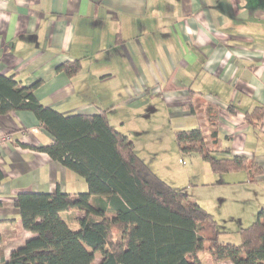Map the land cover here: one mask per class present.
I'll list each match as a JSON object with an SVG mask.
<instances>
[{"label": "crops", "instance_id": "1", "mask_svg": "<svg viewBox=\"0 0 264 264\" xmlns=\"http://www.w3.org/2000/svg\"><path fill=\"white\" fill-rule=\"evenodd\" d=\"M78 60L76 75L60 69ZM0 75L36 84L38 102L64 115L105 111L132 142L123 131L128 113L131 126L164 112L188 130L205 126V106L215 105L226 156H246L262 169L253 181L244 170L224 172L230 198H264V0H0ZM257 106L260 121H247ZM7 135L0 144V261L34 236L22 227L18 194L87 190L42 150L52 140L33 113L0 114V137ZM134 149L156 169L147 161L152 149Z\"/></svg>", "mask_w": 264, "mask_h": 264}, {"label": "trees", "instance_id": "2", "mask_svg": "<svg viewBox=\"0 0 264 264\" xmlns=\"http://www.w3.org/2000/svg\"><path fill=\"white\" fill-rule=\"evenodd\" d=\"M60 69L72 77L80 61ZM35 87L0 75V114L33 113L52 140L42 150L83 178L87 190L68 193L57 187L18 194L14 206L22 227L34 236L0 264H202L201 251L215 263L264 264V207L256 221L238 231L239 243L220 242L223 232L213 216L185 188L176 189L156 175L105 111L64 115L41 105ZM184 110L194 112V106L186 103ZM262 112L257 106L245 119L259 122ZM204 114L205 126L175 132L180 152L198 154L215 173L244 170L253 181L262 169L246 156H226L216 106L207 104ZM69 211H75L72 217Z\"/></svg>", "mask_w": 264, "mask_h": 264}, {"label": "rangeland", "instance_id": "3", "mask_svg": "<svg viewBox=\"0 0 264 264\" xmlns=\"http://www.w3.org/2000/svg\"><path fill=\"white\" fill-rule=\"evenodd\" d=\"M123 118L126 119L123 131L133 139L134 147L140 152L144 149L153 150L154 154H151L147 161L154 165L153 168H156L153 169L156 175L165 176L163 174L165 169L167 172L166 183L170 185V181L175 180L177 181L176 187H186L185 192L189 198L210 213L215 220L216 227L224 232L219 237L220 242L239 243L240 237L236 233L238 228L233 232H230L232 231L230 228L241 225L240 222L244 225L241 227L244 228L256 221L258 208L264 207L263 196L254 202L250 200L251 198H230V173H215L211 170L209 163L198 154L186 155L180 152L175 140V132L183 128L181 124L176 126V124L169 123L164 112H158L151 119L139 120L133 126L129 125L131 122L130 113ZM128 127L130 131H128ZM207 142V147L212 148L209 141ZM165 148L172 152L163 153ZM159 149H161L160 153L157 151ZM224 180L228 184H217ZM256 207L257 212L253 217L252 212ZM231 218L233 221H240L235 224L232 223ZM198 256L202 264H230L227 261L213 262L207 251L199 252ZM98 260L99 258H96L95 262Z\"/></svg>", "mask_w": 264, "mask_h": 264}, {"label": "built area", "instance_id": "4", "mask_svg": "<svg viewBox=\"0 0 264 264\" xmlns=\"http://www.w3.org/2000/svg\"><path fill=\"white\" fill-rule=\"evenodd\" d=\"M10 140V137H9V135H7L6 137H0V144L1 143H3V142H5V141H9Z\"/></svg>", "mask_w": 264, "mask_h": 264}]
</instances>
